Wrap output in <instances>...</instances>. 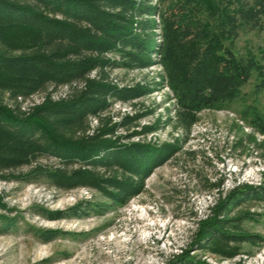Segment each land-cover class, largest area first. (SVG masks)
<instances>
[{"label":"trees","instance_id":"16d2710c","mask_svg":"<svg viewBox=\"0 0 264 264\" xmlns=\"http://www.w3.org/2000/svg\"><path fill=\"white\" fill-rule=\"evenodd\" d=\"M159 1L0 0V180L14 175L21 181L44 180L60 190L88 187L106 198L79 201L68 213L53 212L51 219L125 206L144 192L155 168L179 151L173 143L130 140L157 130L149 125L128 132L146 112L119 121L107 113L116 102L133 103L151 91L140 83L119 84L112 78L114 69L163 65L176 98V120L187 134L202 110L240 97L255 73V90L264 91V64L252 52L236 50L242 29L264 23V0ZM63 86L69 90L63 97L50 96L22 109V100ZM249 112L264 133V114ZM42 158L59 163L45 164ZM25 166L26 172L15 173ZM207 183L209 193L219 189V182ZM253 198L264 200V184H237L209 205L194 245L231 259L242 254L244 242L264 239L242 226L251 212L232 215ZM42 236L52 239L57 231ZM175 258L172 264H209L189 251Z\"/></svg>","mask_w":264,"mask_h":264},{"label":"rangeland","instance_id":"374dc122","mask_svg":"<svg viewBox=\"0 0 264 264\" xmlns=\"http://www.w3.org/2000/svg\"><path fill=\"white\" fill-rule=\"evenodd\" d=\"M159 3L152 0L153 5ZM153 21L158 25L159 17ZM157 38L161 40L160 35ZM236 50L240 54L252 52L264 64V23L255 30L242 29ZM111 75L121 85L140 83L151 89L133 103L116 102L107 112L116 121L127 114L146 112L138 126L128 132L149 125L157 130L130 140L173 143L179 151L155 168L143 193L103 214L51 219L53 212L68 213L79 201L105 202L106 198L88 187L60 190L44 180L27 182L14 175L0 180V264H172L186 251L209 264H264V239L244 242L242 254L231 259L194 245L209 205L224 199L237 184H264V133L249 114L255 109L264 114V91L255 90L257 74L243 87L240 97L202 110L188 134L176 120V98L164 78L163 65L117 68ZM68 91V86H63L38 92L21 101L22 109L28 111L46 98L58 99ZM4 97L8 106L15 105ZM119 132L127 133L123 129ZM41 161L59 163L56 158ZM27 170L25 166L15 173ZM207 179L219 182V189L209 193ZM240 211L253 214L242 222L243 228L264 237V200L249 199L232 215ZM46 230L57 231V237L45 239L42 233Z\"/></svg>","mask_w":264,"mask_h":264}]
</instances>
